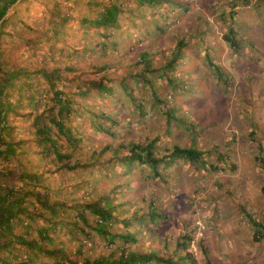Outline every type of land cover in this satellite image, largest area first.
<instances>
[{
    "label": "trees",
    "instance_id": "1",
    "mask_svg": "<svg viewBox=\"0 0 264 264\" xmlns=\"http://www.w3.org/2000/svg\"><path fill=\"white\" fill-rule=\"evenodd\" d=\"M235 1L253 7L264 2L228 0L227 9L217 14L226 26L221 37L235 50L248 39L260 50L250 31L246 38L232 27ZM185 2L0 0V105L4 108L0 116H22L16 123L8 120V126H0V264H196L187 248L190 237L184 233L172 247L137 243L138 229L128 226L156 224L162 211L150 203L130 210L129 197L118 201L114 195L120 182L105 190L93 186L101 176L119 173L134 178L136 170L145 167L144 178L158 176L176 160L215 172L217 164L205 158L208 149L195 145L194 122L179 117L167 101L173 89L184 83L175 75V66L185 57L188 43L198 38L202 43L203 32L195 28L179 32L167 52L158 45L150 48L167 25L166 14L158 9L182 10ZM9 3L11 12L4 16ZM141 6L154 14L150 20L143 18ZM135 18L141 19L138 25ZM257 20L256 36L263 41L264 15L257 14ZM202 51L207 71L225 83L226 74L220 76L206 47ZM160 80L163 85H158ZM263 82L264 76L250 77L249 89L260 94ZM139 86L148 89L149 105L162 113L166 126L175 120L192 133L188 143L161 146L157 136L144 135L84 146L85 140H91L89 129L107 131L106 120L116 125L101 107L89 106V99L94 102L105 95L135 105L142 114L134 91ZM191 107L198 115L200 106ZM108 133L114 135L112 130ZM256 189L260 203L264 202V180ZM242 214L253 223L254 235L263 236L264 214L257 220L244 210ZM95 237L105 244L90 249L87 242L94 244ZM196 245L204 263L214 264L208 247L200 240Z\"/></svg>",
    "mask_w": 264,
    "mask_h": 264
},
{
    "label": "rangeland",
    "instance_id": "2",
    "mask_svg": "<svg viewBox=\"0 0 264 264\" xmlns=\"http://www.w3.org/2000/svg\"><path fill=\"white\" fill-rule=\"evenodd\" d=\"M185 1L186 8L182 10L173 7L166 13L167 8L158 9L166 14L163 20L167 25L164 24L165 30L150 48L158 45L167 52L179 32L187 33L193 28L203 32L202 43L199 44L201 38L188 43L185 57L175 66V75L184 83L181 88L173 89L167 101L179 117L194 122L198 131L194 134L195 145L208 149L205 158L216 163L217 168L210 172L196 164L176 160L158 176L144 178L145 167L136 170L134 178L119 173L101 176L93 186L105 190L109 184L120 182L114 195L118 201L129 197L127 207L130 210L150 203L154 209L162 211L163 217H159L156 224L149 221L143 227L128 226L132 230L138 229L137 243L172 247L177 236L184 233L190 237L187 248L192 251L196 264H205L196 245L198 240L208 247V257L214 264H264V235H254L253 223L242 214L244 210L256 220L264 214V202L260 203L256 189L264 180V90L257 94L255 88L249 89L250 77L264 76V39L259 40L256 36V28L260 26L257 14L264 15V2L254 7L250 2L233 3L232 27L246 38L250 31L260 49H254L245 38L238 51L221 37L226 26L217 17L219 10L227 9L228 0ZM140 8L145 20L154 15L144 6ZM134 21L138 25L141 19L135 18ZM132 31L136 35L138 29L134 26ZM148 39V36L144 37V41ZM91 42L95 43V39ZM117 43L116 49L119 50L120 42ZM202 47L207 48L220 76L226 74L225 83L207 71ZM86 55L92 57L93 52H86ZM155 55L160 56L159 53ZM95 59L98 61L99 58ZM157 83L163 85L161 80ZM134 91L139 96L142 114L135 105L118 103L105 95L94 102L89 99V106L101 107L104 113L112 116L116 125L106 120L110 125L107 131L89 129L91 140H85L84 146L98 147L115 138L144 135L157 136L161 146H170L174 142L186 145L192 133L175 120L166 126L162 113L150 107L147 88L139 86ZM192 97L197 101H192ZM192 103L200 106L198 115L193 113ZM20 118L22 116L18 115ZM251 128L254 129L253 135ZM110 130L114 135L108 133ZM230 164L235 168L231 169ZM114 225L120 227L119 223ZM104 242L95 237L94 244L89 240L87 245L96 249Z\"/></svg>",
    "mask_w": 264,
    "mask_h": 264
},
{
    "label": "crops",
    "instance_id": "3",
    "mask_svg": "<svg viewBox=\"0 0 264 264\" xmlns=\"http://www.w3.org/2000/svg\"><path fill=\"white\" fill-rule=\"evenodd\" d=\"M7 9V8H6ZM12 9V8H11ZM9 14V10H5V12H4V16L5 15H8ZM14 17V15L12 14V18ZM4 108L0 105V114H2L3 112H4V110H3ZM8 115V119H5V124L4 125H9V123H8V120L9 121H11V122H14V123H16V122H18L19 121V119H18V115L17 114H14V113H9V114H7ZM0 117H2V116H0ZM15 130H16V128H15Z\"/></svg>",
    "mask_w": 264,
    "mask_h": 264
},
{
    "label": "built area",
    "instance_id": "4",
    "mask_svg": "<svg viewBox=\"0 0 264 264\" xmlns=\"http://www.w3.org/2000/svg\"><path fill=\"white\" fill-rule=\"evenodd\" d=\"M11 7V4L9 3L8 5H7V9L6 10H8L9 8ZM5 124V119L3 118V117H0V126H2V125H4ZM88 243V242H87Z\"/></svg>",
    "mask_w": 264,
    "mask_h": 264
}]
</instances>
